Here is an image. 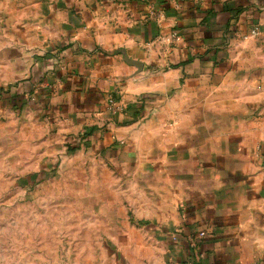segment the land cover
Instances as JSON below:
<instances>
[{"label": "crops", "instance_id": "0c3cea01", "mask_svg": "<svg viewBox=\"0 0 264 264\" xmlns=\"http://www.w3.org/2000/svg\"><path fill=\"white\" fill-rule=\"evenodd\" d=\"M17 82L145 187L138 264H264V0H0Z\"/></svg>", "mask_w": 264, "mask_h": 264}, {"label": "rangeland", "instance_id": "374dc122", "mask_svg": "<svg viewBox=\"0 0 264 264\" xmlns=\"http://www.w3.org/2000/svg\"><path fill=\"white\" fill-rule=\"evenodd\" d=\"M16 85L25 94L21 82L2 87ZM122 164L0 99V264H138L148 257L129 231L148 227L145 187Z\"/></svg>", "mask_w": 264, "mask_h": 264}, {"label": "trees", "instance_id": "16d2710c", "mask_svg": "<svg viewBox=\"0 0 264 264\" xmlns=\"http://www.w3.org/2000/svg\"><path fill=\"white\" fill-rule=\"evenodd\" d=\"M16 86L1 87L0 89V99L7 100L12 107H15L18 111H22L25 107L26 99L25 94H18L15 92ZM25 92V91H24ZM83 141L86 142V137L83 135Z\"/></svg>", "mask_w": 264, "mask_h": 264}, {"label": "built area", "instance_id": "2783aa9c", "mask_svg": "<svg viewBox=\"0 0 264 264\" xmlns=\"http://www.w3.org/2000/svg\"><path fill=\"white\" fill-rule=\"evenodd\" d=\"M253 34L256 35L257 32L253 31ZM108 104H109V109L111 110L112 113H116L118 112V101L117 98L114 96H109L108 97Z\"/></svg>", "mask_w": 264, "mask_h": 264}]
</instances>
